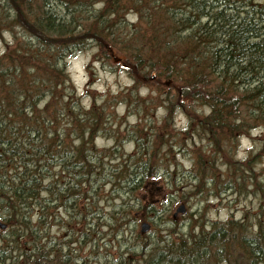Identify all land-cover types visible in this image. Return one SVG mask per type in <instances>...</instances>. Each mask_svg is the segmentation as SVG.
Masks as SVG:
<instances>
[{"label": "trees", "instance_id": "obj_1", "mask_svg": "<svg viewBox=\"0 0 264 264\" xmlns=\"http://www.w3.org/2000/svg\"><path fill=\"white\" fill-rule=\"evenodd\" d=\"M4 31L11 32L14 40L0 55V220L7 225L0 264L6 260L10 264H74L69 251L62 254L61 247L50 241L41 244L46 238L42 230H46L47 209L54 200L64 206L71 200L67 207L79 209L76 201L86 194L88 212L78 222L87 224L83 230L88 241L97 240L102 230L93 222L92 196L88 190L82 194L81 187L85 183L91 189L93 183L98 196L97 178L109 164L111 192L117 197L122 198L127 188L122 189L118 181L127 179L128 193H132L139 177L148 180L164 174L175 177L173 188L178 190L175 182L184 171L177 163L172 170L169 163H159L155 146L173 155L174 144L192 148L194 162L179 184L190 185L187 196L223 186L222 191L237 190L244 177L251 193L263 186L248 174V164L240 167L241 163L230 159L219 171V155L206 160L202 154L208 157L215 141L231 146L243 123H264V0H0V37ZM88 48L96 50L91 59L102 70L131 74L136 64L139 74H131L132 82L123 91L100 97L90 93V105L84 109L69 81L67 63ZM115 50L123 62L111 66L110 54ZM142 89L148 93L142 95ZM189 103L210 111L197 113ZM120 104L144 116L148 125L143 139L139 122L124 132L135 142L133 154L124 152L121 138L126 135L115 121L114 107ZM157 107L167 110L159 127L149 112ZM177 111L184 113L187 127L171 133L170 121ZM103 136L113 138V143L97 149L95 138ZM106 153L113 155L107 162ZM53 164L60 166L57 176L65 178L61 183L55 180ZM126 212L113 206L108 218L102 215L108 220L102 223L106 227L102 234L129 238L123 225L133 217ZM141 212L144 215L135 217L136 221L149 220L145 213L153 209L142 205L135 213ZM257 218L255 232L232 218L212 221L205 230L202 216L195 213L187 219L190 230L176 238L171 235L176 231L172 220L165 239L140 245L144 247L142 264H231L223 257L231 244L240 248L235 264H264L262 207ZM193 225L200 226L198 234L191 231ZM126 254L108 264H130L135 252Z\"/></svg>", "mask_w": 264, "mask_h": 264}, {"label": "rangeland", "instance_id": "obj_2", "mask_svg": "<svg viewBox=\"0 0 264 264\" xmlns=\"http://www.w3.org/2000/svg\"><path fill=\"white\" fill-rule=\"evenodd\" d=\"M128 18L131 19V21L134 20V16H129ZM13 40L11 32L4 31L2 33V36L0 37V55L3 54L7 48L12 46ZM95 53V49L88 48L69 58L67 63L69 81L73 85L75 97L79 98L81 102L85 104L84 109H87L90 105V93L100 97L105 94H115L118 91H123L131 84L132 81L130 80V77L132 78V75L139 74V67L136 64L133 65L130 70L132 75L126 73L125 75L123 74L124 71L116 73L102 70L97 61L91 59L92 54ZM118 54L119 52L117 50L110 54L111 59L109 60V64L111 66H115L116 62H123V57L120 58ZM130 60L133 62V58H130ZM157 81L159 82L162 80ZM157 86L164 88L161 84ZM170 89H173V87L171 86ZM140 92L142 95L148 93L146 89H142ZM174 104L180 105V102ZM189 106L197 113H203L205 111L204 113L206 114L210 111L206 106L202 107L193 103H189ZM149 112L151 113L153 123H156L158 126L161 123L162 116L167 113V110L165 113L161 107H157L156 110H151ZM114 113H116L115 121L120 125L121 129H123V133L128 132L127 130L130 128L133 130L134 126L139 122L138 131H141L139 136H142L143 139L146 133L145 129L148 127V125L145 126L144 124V116H139L134 110L125 108L124 104L114 107ZM124 124L128 125V127L124 128ZM186 127L187 124L184 113L182 111H177L173 116V119L170 121L171 133L181 132L185 130ZM241 128L242 131L238 132L234 140L232 139L233 143L231 146L230 144L228 145L227 142L215 141L209 156L206 157L205 154H202V157L206 160H212L219 155L216 159V169L219 171L225 168V164L230 159L236 163H241L240 167H243L245 163L248 164L247 167L250 169L248 174H253L255 179L258 178L260 182L263 183V186L256 187L255 193L250 192L252 190L250 186L251 184L246 185L245 181L247 178L244 177V182H242V180L238 181L240 188L237 186V190L234 188L231 191H222L224 188L223 186L220 190H208V192L203 195L187 196L190 185L180 186L179 184L182 180L184 181V172L189 171V168L194 162V154L191 152L192 148L189 149L187 144H185L184 147L174 144L171 146L174 152L173 155L168 153L165 148L157 150L155 146L154 153L158 157L157 161L159 163H169L168 167L170 170L173 169V164L177 163V166L184 171L182 178L175 182L176 187L179 188L178 190L173 188L172 180L175 177L171 176V178H169V176L164 174L148 180H142V178L139 177V180L133 182L136 184L137 189L132 193H128L131 185L127 184V179H125L126 181H120L121 183L117 180L118 184L123 185L122 189L127 187L123 191L124 196L122 198L117 197L111 192L113 178L109 173L112 169L110 164L106 166V173L97 178L99 181L95 186L99 191L98 196H96L93 183H91V189H88V185L85 183L81 187L82 194L88 190L89 194L92 196L90 201L93 205V208L91 209L93 222L99 224V228L102 231H105L106 229L105 226H102V223L108 221L105 220L102 215L108 218L113 206H120L123 211L126 209V216L133 217L129 220V223L123 225L126 227V237L129 238H125L124 235L111 237V233L103 235L102 231H98L97 240L92 239V241H88V238L85 235L86 232L83 230L84 228L87 229V224H84V221L78 222V220L81 219V214L88 212L86 206L88 198H86L85 194L84 197L79 198L76 201V205H79V209L67 207L71 202H67L65 204L66 206L61 205L55 200L51 202L52 205H49L47 209L49 215L47 217L46 230H44V228L42 230L46 233V238L41 239V244L44 243V245H47L48 241H50L55 247H61L62 254L69 251L72 255L74 264H108L109 261H118L121 257L128 255L126 254L127 252H135L131 258L133 261L130 264H142V259L144 257V255L141 254L143 251L142 249L144 248L143 246H140L142 243H145V246H150L160 238L165 239L168 229L172 227V225H170L172 220L174 221L177 231H171L173 238H176L180 233H187L190 226L187 219H189L190 216L192 217L195 213L202 216L201 221L203 222L205 230L209 228L212 221L221 222L232 218L236 221H243L244 223L249 224V227H252L251 231L255 232L253 226L257 224V216L261 207L264 209V123L262 121L245 122ZM225 132H229V130L225 128ZM132 134H134V132ZM184 134L185 133H183V135ZM124 135L126 136H122L121 138L124 152L133 154L135 151V142L130 139V133H124ZM191 139L192 137L190 136V143H192ZM154 141H156V137H153V142ZM73 143H77V141H74ZM94 143L97 149L110 147L113 143V138L104 136L96 137ZM197 143L198 141H196L194 145L197 146ZM136 145H140V143L136 142ZM117 149L121 152V142ZM207 150L208 149H203L204 152ZM112 156V154L109 155L106 153V156H104L106 157L105 161L107 162ZM135 156L140 157V155ZM132 163L133 160L130 159L128 164ZM59 171V165L55 164L52 166L55 180L58 179V183H61L65 178L59 179L57 176ZM109 178L111 179L110 181ZM57 186H60V184H57ZM259 202L262 204L261 207L258 206ZM112 203H114L113 206ZM180 204L185 205V211L174 215ZM142 205H147L153 209L152 213H145L147 219L151 221L150 231L145 234L139 233V224L141 220H135V217H141L140 215H144L142 214V212H144L143 210L140 214L135 213V211L142 207ZM160 209H162L161 212H159ZM78 211H80V213H78ZM117 212L118 211H116V213ZM33 218L35 220L37 216L34 215ZM260 218L263 219V217ZM34 220L32 223L36 224V221ZM69 224H73V227H68ZM192 229L191 231L196 234L200 232L199 225H193ZM6 233V229H0V245L3 238L6 236ZM80 235L82 236L80 237ZM136 235H141V237L138 238ZM71 237H74L75 239L73 240ZM128 242L130 244H128ZM17 252L18 250H14L12 254L16 255ZM239 252V246L231 244L227 246L225 256L223 257L225 260H230L231 264H235V262L240 259L238 256ZM104 255H107L106 262L104 261ZM219 262L220 264H227L225 261ZM6 264H10V260H6Z\"/></svg>", "mask_w": 264, "mask_h": 264}, {"label": "water", "instance_id": "obj_3", "mask_svg": "<svg viewBox=\"0 0 264 264\" xmlns=\"http://www.w3.org/2000/svg\"><path fill=\"white\" fill-rule=\"evenodd\" d=\"M184 211H185V205H184V204H180V205L177 207V209H176L174 215H176V214L179 213V212H184ZM1 227L3 228V224L1 225ZM149 228H150V224H149V222L144 221V222L140 223V232H141V233H145V232H147V231L149 230Z\"/></svg>", "mask_w": 264, "mask_h": 264}, {"label": "bare ground", "instance_id": "obj_4", "mask_svg": "<svg viewBox=\"0 0 264 264\" xmlns=\"http://www.w3.org/2000/svg\"><path fill=\"white\" fill-rule=\"evenodd\" d=\"M70 202H71V200H70ZM33 220H34V218H33ZM34 221H36V218H35V220Z\"/></svg>", "mask_w": 264, "mask_h": 264}]
</instances>
